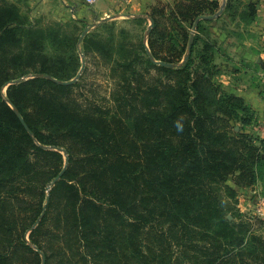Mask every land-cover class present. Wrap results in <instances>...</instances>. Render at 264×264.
I'll use <instances>...</instances> for the list:
<instances>
[{
    "label": "trees",
    "instance_id": "trees-1",
    "mask_svg": "<svg viewBox=\"0 0 264 264\" xmlns=\"http://www.w3.org/2000/svg\"><path fill=\"white\" fill-rule=\"evenodd\" d=\"M221 9L157 1L139 56L0 0V264H264V235L238 208L240 190L264 179V138L217 80L205 25ZM259 11L226 0L219 17L238 27ZM82 54L111 65L106 106L64 83Z\"/></svg>",
    "mask_w": 264,
    "mask_h": 264
},
{
    "label": "crops",
    "instance_id": "crops-1",
    "mask_svg": "<svg viewBox=\"0 0 264 264\" xmlns=\"http://www.w3.org/2000/svg\"><path fill=\"white\" fill-rule=\"evenodd\" d=\"M18 3L31 19L40 20L43 25L71 22L80 25L83 35L90 32L89 26L104 23L106 19L120 23H133L140 20L151 25L150 7L159 0H98L91 5L86 0H10ZM172 2V0H160ZM225 0H220L223 4ZM222 10L211 16V22L206 23L211 37L218 44L214 61L220 72L217 80L225 89L242 95L255 112L256 122L249 127L255 135L264 138L261 127L264 123V0L260 1V11L255 22L236 27L235 22H226L227 32L219 28L226 14ZM207 17V16H204ZM203 17V18H204ZM244 28V29H243ZM245 30V31H243ZM192 29V37L196 33ZM242 36L239 41L237 37ZM222 46V49L220 47ZM86 57V56H84ZM89 57H86L85 62ZM84 60V58H83ZM82 62V59H81ZM84 62V63H85ZM82 63L80 71L84 72L86 64ZM82 74V73H81ZM80 72L78 75H81ZM260 189L264 193V179L251 188L240 190L238 197L240 205L251 206L244 201L251 191Z\"/></svg>",
    "mask_w": 264,
    "mask_h": 264
},
{
    "label": "rangeland",
    "instance_id": "rangeland-1",
    "mask_svg": "<svg viewBox=\"0 0 264 264\" xmlns=\"http://www.w3.org/2000/svg\"><path fill=\"white\" fill-rule=\"evenodd\" d=\"M242 1L248 2L249 0H242ZM225 2H223L222 4L223 9L225 8ZM228 19L229 21H231L229 17H224V19H222V22L218 25L219 28L223 30V32L228 31L225 26ZM103 22L104 23L102 24H98V25L95 24V26H91V27L89 26L90 28L89 33L90 35L94 36L95 39L106 41L107 43L113 44L115 46H118V44L120 43L127 44L128 47L133 48L134 54L139 56L141 53L139 50V44L141 41H144L145 46L149 49L148 34L150 32L149 28L152 27V24L150 25L149 23H146L145 21L142 20H140V23L134 22L136 23V25L133 23H120L117 22L116 20H111V19H106ZM235 25H237L236 22ZM241 37L242 36L237 37L239 41L241 40ZM220 49H222V46L220 47ZM80 58L82 59L81 63H84L86 59V57H84V54L80 55ZM133 58L134 57L130 58V60H132ZM155 61L158 62L160 60L155 59ZM112 62L115 61H111L109 63ZM139 62H140L139 60H136L134 62L135 64L133 69H136L138 73H141L139 71H144L145 66L143 64L140 65ZM84 64L87 65L88 69L82 75L81 77L82 79L80 78V75L78 77L73 78L78 82V84L75 87L74 94L79 99H82L84 102L96 101L95 103H99L100 105H104V106L108 104V100H110L109 103H111V95L116 87L115 84L116 80L115 81L113 80L115 78L110 72L111 65L108 66L107 62L105 63L104 59H99V58L96 60H94L93 58H88ZM81 73H83L82 70L80 71V74ZM118 73L122 74L123 72H118ZM141 74H143L145 78H149L151 77V75L160 77L162 79L164 78V75L161 72L156 71L154 69H152L150 72H144ZM122 75H125L126 77H132V71H127L125 72V74ZM255 224H256L255 225L256 230L264 235V220L255 222ZM27 240L28 241L30 240L28 236H27ZM29 243L31 244L30 241ZM32 246L33 248H35L34 245Z\"/></svg>",
    "mask_w": 264,
    "mask_h": 264
},
{
    "label": "built area",
    "instance_id": "built-area-1",
    "mask_svg": "<svg viewBox=\"0 0 264 264\" xmlns=\"http://www.w3.org/2000/svg\"><path fill=\"white\" fill-rule=\"evenodd\" d=\"M97 1L98 0H86V2L91 5L95 4ZM261 80L264 84V75L261 76ZM261 130L264 133V123ZM244 201L251 202V206H245V208L240 205V202L238 204V208L245 214L246 218L251 222H256L260 219L264 220V193L260 189H255L247 196L245 195Z\"/></svg>",
    "mask_w": 264,
    "mask_h": 264
},
{
    "label": "water",
    "instance_id": "water-1",
    "mask_svg": "<svg viewBox=\"0 0 264 264\" xmlns=\"http://www.w3.org/2000/svg\"><path fill=\"white\" fill-rule=\"evenodd\" d=\"M221 10H223V8L221 9ZM152 24V23H151ZM151 28V27H150ZM150 28H149V31H150ZM191 40H192V38H191ZM190 48V47H189ZM73 81H75V79H71L70 81H65L64 83H70V82H73ZM67 160V159H66ZM42 264H45V260L43 261V263Z\"/></svg>",
    "mask_w": 264,
    "mask_h": 264
}]
</instances>
